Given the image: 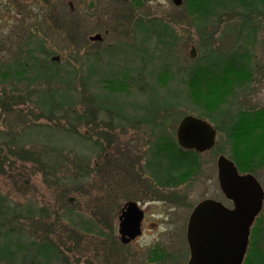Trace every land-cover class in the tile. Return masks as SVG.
<instances>
[{"label":"rangeland","instance_id":"rangeland-1","mask_svg":"<svg viewBox=\"0 0 264 264\" xmlns=\"http://www.w3.org/2000/svg\"><path fill=\"white\" fill-rule=\"evenodd\" d=\"M72 1L75 11H71L68 0H59V29L58 26L56 28L59 34L56 31L54 32L57 34L41 30L36 35L37 38H34L30 37L34 35L27 36L20 20L10 21L9 24L5 20L0 21V30L4 35V38L0 37V134L3 133L0 138V194L8 200L15 212L13 216L0 220V227L14 226L16 231L22 227L27 235L36 233L51 237L61 257L60 261L53 264H185L189 257L185 227L192 207L203 197H215L230 205L218 185L217 156L221 153L234 159L238 156L239 162L247 165L252 158L258 163L264 155V17L258 19L252 16L251 19L255 21L254 29L242 31L238 39L237 32H230L234 31L233 27H240L238 23L241 17L236 15L237 11L216 15L213 21L200 26L186 10L185 0H181L179 5L173 0ZM77 15L80 16L79 19ZM150 19L169 22L177 33L172 48H166L164 53L165 64H170V67L166 74L162 73L164 77L160 82L171 84L184 94L181 106L160 112L157 121L162 124L166 120L165 127L175 132L184 115L190 113L207 117L218 105L220 122L225 123L222 132L217 134L216 145L199 155L195 170L189 167L186 170L189 174L187 172L183 176L180 173L181 184L174 189L149 185V175L142 168L145 157L148 156L149 137L145 129L139 130L135 123L131 125L135 128L123 129L113 137L105 153L98 160H90L87 178L79 179L74 184L65 181L59 186V179H53V175L46 176L40 170V164L8 151L9 145L6 143L11 147L16 143L13 137L11 139V134L15 136L31 123H45V118L38 116L41 111L32 102L36 98L31 94L33 86L27 87L26 80L8 79L4 75L5 67H10L26 57L30 46L36 47L43 43L42 54L48 52L49 57L59 56V63L55 67L61 70L76 67L79 71L96 50H103L101 59L104 64L111 55L107 54L105 48L112 43L116 47L121 45L122 53L112 58L118 61V65L114 66L118 68L121 61L134 59L130 56V51H133L131 48L135 45V37L137 41L141 40L140 44H144L142 34L135 27L138 21ZM135 31H138L137 35ZM96 33L103 36L101 42H93L88 38ZM236 46H240L248 55L244 63L229 62L219 66L205 63L206 52L212 51V47L222 54L230 50L232 52ZM160 48L165 47L163 44L156 45L153 57L155 63L161 62ZM233 65L243 71L240 74L237 71L232 72ZM149 67L151 66H146L145 69ZM193 67L200 72V79L190 78ZM115 69L112 72L117 73L118 70ZM187 72L189 77L183 80ZM246 80L252 84L242 89L243 84L239 83ZM41 81L43 82L35 87L38 91L45 84L47 91L59 86L54 82L48 87L45 79ZM194 84H199L200 88H193ZM94 87L95 85L91 87L92 90H100ZM28 91L31 100L26 99L28 96L25 94ZM125 95L127 99L135 100L146 97L135 87L129 88ZM160 101L159 97L154 96L143 102L154 108L155 103ZM256 109L259 111L254 112ZM237 115L241 116H238L236 126L239 123L242 132L247 131V124H251V129L254 130L243 133L242 138H239L237 129L229 133L230 119L237 118ZM211 116L214 115L207 118L213 119ZM56 121L59 119L54 122ZM47 124L57 127L53 122ZM92 125L80 126L79 130L91 132L100 139L97 133L101 134V130L98 129L106 125V121L96 118ZM28 129L22 142L17 140L18 146H23L28 151L41 153L47 145L52 147L54 142H58L48 138L35 140V135L30 136ZM6 134L9 136L7 141ZM76 148L79 149V146ZM253 173L264 190V163L257 165ZM170 190H178L184 193V197L179 203L176 201V204L170 201L165 203L164 207H172L173 204L176 207L169 221L163 219L154 207L160 208L162 213L161 205L164 203L158 198H162L165 191L170 194ZM138 196L140 200L143 198L150 201L146 219L155 221L156 224L145 226L151 228H144L143 234L137 240L124 245L120 242L117 231L119 210L122 203ZM73 220H76L74 224ZM257 221L262 223L263 229L254 245H258L260 251L264 252V199L253 223ZM168 222L172 223L169 228L166 224ZM89 227L95 230L87 232L86 228ZM251 235L252 228L241 264L248 260ZM254 254L248 264H253V259L256 258Z\"/></svg>","mask_w":264,"mask_h":264},{"label":"trees","instance_id":"trees-1","mask_svg":"<svg viewBox=\"0 0 264 264\" xmlns=\"http://www.w3.org/2000/svg\"><path fill=\"white\" fill-rule=\"evenodd\" d=\"M185 5L186 10L200 26L213 21L216 15H223L228 11H237L235 12L236 15L241 17V21L238 23L240 27L236 29L235 26V28L233 27L234 31L230 30V32L232 34L237 32L238 39L240 38L239 33L242 31L248 28L254 29L255 21L251 19L252 16L255 18L264 17V0H185ZM137 26L142 34L141 39L144 44L139 43L138 50L132 48L133 51H130V56L134 58L135 56L132 55L137 51L136 55L142 59L139 68L132 65L134 67L132 69L133 67L128 64L131 62L129 59V61H121L118 68L114 67L118 65V61L112 58L122 53L120 50L121 45H119L106 50L108 51L107 54L110 53L111 55L108 56V59L106 58L107 61L104 64L102 59L99 58L102 55L99 54L100 51H94L91 53V57L86 59L85 66L80 68L79 71H77L79 68L76 67L61 70L59 67H55L56 62L49 60L48 52L46 54L41 53L44 49V45L41 43L36 47L30 46L26 57L16 61L10 67H5L6 73L4 75L8 79L26 80L27 87L33 86L31 94L36 98L32 99V102L41 111L38 116L45 118V123H31L28 127L25 126L22 129L23 131L16 133L15 136L11 134V139L13 137L16 143L12 144V147L9 143H6L9 145L8 151L11 154H19L20 157H27L31 162L40 164V170L46 176L53 175V179H59V186L63 185L65 181L74 184L79 179L87 178L90 171V160L93 158L98 160L105 153L107 145L112 143V138L116 137L123 129L135 128L131 126L135 123L136 128L145 129L146 134H148V156L145 157L142 168L146 174L153 177L156 184L160 187L174 186L181 183L180 173L184 176L189 167L195 170L198 166L197 161L193 158L196 157V152L183 148L178 144L174 130L165 127L166 120H163L162 124L157 121L160 112L177 109L183 101V92L181 93L178 88H173L171 84L160 82V79L164 77L162 73L166 74L167 69L170 67V64H165L164 53L166 48L168 50L172 48L177 33L169 22L157 19L138 21ZM157 44H163L165 47V50L163 48L159 50L161 53L160 63H155L153 60ZM233 48L232 52L230 50L220 54L212 47V51L206 52L205 63L218 66L229 62L232 64L244 63L248 55L240 46ZM98 66L100 67L97 68ZM146 66L151 67L145 69ZM114 69L118 72H112ZM231 71H237L240 74L243 70L235 68L233 65ZM188 72L183 80L189 77ZM192 73L190 74L192 80L202 77L195 67L192 68ZM42 79H45L48 87L54 82L58 83L59 86L53 88L52 91H47L45 84L38 91L35 87L38 83L43 82ZM248 81L239 84H243V87L249 84ZM94 85L100 90H92L91 87ZM133 87L140 90L146 97L136 100L127 99L128 94H125L129 88ZM193 88H200V85L194 84ZM29 94L30 91L25 96L27 95L28 98L26 99L31 100ZM154 96L159 97L161 100L155 103L154 108L143 102L145 99L151 100ZM2 102L6 105L4 101ZM217 106L208 114V116L214 115L211 116L214 120L220 118V108ZM238 116L241 115L230 119L229 133L231 130L235 131L237 129L239 138H242L243 133L253 132L254 130L251 129V124H247L248 127L245 128L247 131L242 132L239 123L238 127L236 126ZM96 118L106 121V125H102L98 129L101 130V134L97 133L100 139L94 137L91 132H80L79 130L80 126L83 125H91L92 127V123L96 121ZM55 119H59V121L54 122ZM51 122L57 127L47 124ZM144 125H146L145 128ZM27 129L30 130V136L35 135V138H33L35 140L37 138H48L51 141L58 140V142H54L52 147L47 145L41 153L34 150L28 151L17 144V140L22 142V138L27 134ZM109 131L114 133H109ZM2 136L3 133L0 134V138ZM8 137V135L5 137L6 141ZM77 146H79V149L76 148ZM238 158L240 159L238 156L232 159L240 171L254 172L257 165L264 163V155L258 160V163L257 160L255 161L252 158L247 165H243L241 161L239 162ZM1 163L0 160V168L2 167ZM56 173H59V175ZM14 214V208L0 194V220L7 219ZM75 221L73 220V224ZM262 229L261 222L254 223L251 235L252 243L247 255L248 260L243 264H248L251 255L254 253L253 256H256V258L253 259V264H264V252L260 251L258 245L257 247L254 245L260 237ZM94 230L92 227L86 228L87 232H93ZM60 260L59 249L48 235H38L36 233L27 235L22 227L21 229L19 227L18 231L14 226L13 228L0 227V264H53V262L56 263Z\"/></svg>","mask_w":264,"mask_h":264},{"label":"water","instance_id":"water-1","mask_svg":"<svg viewBox=\"0 0 264 264\" xmlns=\"http://www.w3.org/2000/svg\"><path fill=\"white\" fill-rule=\"evenodd\" d=\"M173 2L178 5L181 0ZM100 38V33L89 36L90 40ZM193 51L192 48V55ZM214 137L215 130L209 122L190 114L183 116L176 128V139L184 148L208 149ZM216 165L220 189L233 205L204 198L193 207L186 228L190 255L185 264H241L250 226L262 208L264 190L253 173L239 172L225 154L218 155ZM141 217L135 201H128L121 209L118 231L123 242L140 233Z\"/></svg>","mask_w":264,"mask_h":264},{"label":"flooded vegetation","instance_id":"flooded-vegetation-1","mask_svg":"<svg viewBox=\"0 0 264 264\" xmlns=\"http://www.w3.org/2000/svg\"><path fill=\"white\" fill-rule=\"evenodd\" d=\"M82 1L88 2V0H82ZM120 1L125 2V1H129V0H120ZM91 2H96V0H91ZM68 3H69L71 11H75L73 1L68 0ZM76 14H78V13H76ZM77 17L79 19L80 16L77 15ZM3 20H5V22L7 24H9L10 21L20 20V22H22V27L26 30L27 36L28 35L29 36L34 35V36H30V37H34V38L36 37L37 38L36 35H39V32L41 30L42 31L44 30V32H50V33H55V34L58 33L59 34V30L56 29L57 26L59 29V0H0V21H3ZM135 27L138 30V26L136 25ZM38 28H39V31L36 32V30H38ZM54 31H56L57 33ZM138 31H135L136 35L138 34ZM2 33H3L2 30H0V37L4 38V35ZM38 39H40V38H38ZM135 39H136V41H135V45L133 48L138 50L139 49L138 45H139V42L141 40L137 41V37H135ZM102 40H103V36H101L100 39L92 40V41L93 42H101ZM26 44H28V43H26ZM112 46H115V45L111 43L105 49L106 50L108 48L110 49ZM96 51H98V52L100 51L99 54H103V50H96ZM23 52H24V50H23ZM136 52L134 53L135 55L133 53H131V54H133L132 56H135V57H134V59L130 60L131 62L128 64H130L131 67L134 66L135 68H139L140 67L139 65L142 64V59H141V57H138L136 55ZM55 56H51V57L48 56V58H49V60H52L58 64L59 63V56L58 55H55ZM101 57H102V55L99 58H101ZM126 61H129V60H126ZM134 67L132 69H134ZM125 68H128V67H125ZM249 84H250V82H249ZM249 84L247 86H249ZM251 84H252V82H251ZM244 88L245 87L243 86L242 89H244ZM242 89H240V90H242ZM252 92H253V90H252ZM256 111H259V110L258 109L254 110V112H256ZM190 115H193V114H190ZM195 116H197V115H195ZM198 117H200V116H198ZM207 117L203 116L200 118L209 122L211 124V126L213 127V129L215 130L214 143L210 148L202 150V151H198L195 148H188L189 150H191V151L193 150L196 152V157H193V158L195 159V161H197V163L199 161V155L201 153H204L208 150H211L216 145L217 134L219 131L223 130V127L225 124L222 120V117H221V120L223 123L220 122V118H219V120L218 119L214 120V119H209ZM129 129H131V128H129ZM133 130H137V129H133ZM189 159H190V157H189ZM149 178H150L149 179V185L160 188V186L158 184H156V181L153 179V177L149 176ZM178 184H181V183H178ZM178 184H175L174 186L168 185L165 187H168V189H174V188H176V186ZM218 185H219V183H218ZM219 188H220V186H219ZM169 192H171V193L169 194L165 191L163 197L158 198V199H161L162 202L164 203V205L160 204L161 206H163L162 213H160V208L156 209L154 207V209L157 212H159V214L163 217V219H168L170 221L173 217V211L176 208V207H174V205L176 204V201H178V203L180 202V200L184 197L183 196L184 193H182L178 190H170ZM221 192H222V190H221ZM203 198H207V197H203ZM209 198H213V197H209ZM214 199L218 200L215 197H214ZM200 200H201V198L199 199V201ZM227 200L230 202L229 207L232 206V201H230L229 199H227ZM128 201H130V200H128ZM128 201H125L124 203H122L119 212L121 211V209H123L124 205ZM132 201H135L137 206H138V209H140L142 211V217H141V221H140V233L138 235H136L135 237L129 239L126 242H122L121 238L119 237L120 242L124 245L131 244L132 242L137 240V238H139L143 234L144 228H151V227H145V226H147V225L155 226V224H156L155 221H150V220L146 219L148 211H149V205L148 204L150 201L143 200V198H142V200H140L139 196L135 197V199H132ZM168 201H170L171 203H175V204H173L172 207H167V206L164 207L165 203ZM199 201H197V203ZM190 213H191V211H190ZM190 213H189V215H190ZM189 215H188V217H189ZM187 221H188V218H187ZM166 224L168 225V228H169L172 223L168 222ZM253 225H254V223L251 224V228L253 227ZM186 227H187V222H186ZM186 227H185V236H186ZM117 231H118V229H117ZM125 236L129 237L128 235H125Z\"/></svg>","mask_w":264,"mask_h":264}]
</instances>
